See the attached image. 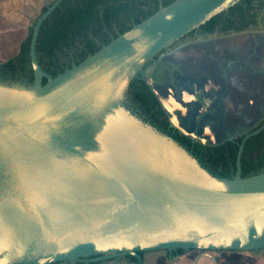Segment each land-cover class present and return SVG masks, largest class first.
<instances>
[{"label":"water","instance_id":"water-1","mask_svg":"<svg viewBox=\"0 0 264 264\" xmlns=\"http://www.w3.org/2000/svg\"><path fill=\"white\" fill-rule=\"evenodd\" d=\"M238 1L160 4L55 76L39 64L36 39L61 0L45 5L31 25V84L0 79V264L264 247V170L240 177L242 145L236 174L214 176L145 121L126 94L140 74L170 127L193 142L221 144L229 128L211 96L188 59L165 50Z\"/></svg>","mask_w":264,"mask_h":264},{"label":"flooded vegetation","instance_id":"flooded-vegetation-1","mask_svg":"<svg viewBox=\"0 0 264 264\" xmlns=\"http://www.w3.org/2000/svg\"><path fill=\"white\" fill-rule=\"evenodd\" d=\"M158 2L160 5V0ZM237 3L238 6L232 5L218 13L213 27H210L213 22L199 26L165 50L174 57L187 58L202 92L211 96L212 106L218 109L219 122L229 128V137L221 144L208 146L191 141L169 126L168 117L157 100V107L152 110L156 115L152 118L126 94L133 109L145 121L175 139L191 155L199 151V156L194 157L207 170L205 148L224 145L227 157L234 148L237 154L242 145L240 158L250 157L262 171L264 160L259 164L258 157L264 156V0H239ZM186 44L192 46L187 48ZM177 47L181 49L175 51ZM138 76L141 78L140 74ZM0 79L29 85L28 78ZM240 171L241 161L239 174ZM225 172L227 178L236 174L235 161L234 165H227ZM47 264H264V247L253 250L159 248L117 251Z\"/></svg>","mask_w":264,"mask_h":264},{"label":"trees","instance_id":"trees-1","mask_svg":"<svg viewBox=\"0 0 264 264\" xmlns=\"http://www.w3.org/2000/svg\"><path fill=\"white\" fill-rule=\"evenodd\" d=\"M172 1L160 0L162 6ZM238 5L236 3L233 7ZM158 7V0H61L40 25L36 39L38 62L47 73L55 76L154 13ZM45 9L44 5L41 12ZM218 15L200 26L211 24ZM30 34L31 27L28 36L20 42L17 54L0 62V77L28 78L31 84L32 70L28 56ZM138 75L129 82L127 93L154 118L156 112L152 110L157 107L156 99ZM42 82H45L44 78ZM158 112L161 113L160 110ZM198 152L195 151L194 156L198 157ZM224 152V145L209 147L205 148L203 157L212 175L227 178L225 169L228 164L234 165L236 148L227 157ZM258 159L262 164L264 156ZM240 161V177L261 171L250 157L241 156Z\"/></svg>","mask_w":264,"mask_h":264},{"label":"rangeland","instance_id":"rangeland-1","mask_svg":"<svg viewBox=\"0 0 264 264\" xmlns=\"http://www.w3.org/2000/svg\"><path fill=\"white\" fill-rule=\"evenodd\" d=\"M51 1L0 0V59L17 54L20 42L28 36L29 28L42 7Z\"/></svg>","mask_w":264,"mask_h":264},{"label":"crops","instance_id":"crops-1","mask_svg":"<svg viewBox=\"0 0 264 264\" xmlns=\"http://www.w3.org/2000/svg\"><path fill=\"white\" fill-rule=\"evenodd\" d=\"M7 49H10L9 46H7ZM4 60H6V59H0V62H2V61H4Z\"/></svg>","mask_w":264,"mask_h":264}]
</instances>
